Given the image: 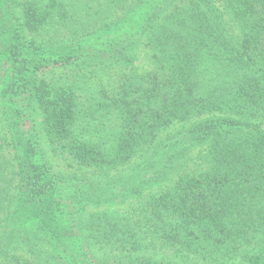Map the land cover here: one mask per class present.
I'll return each instance as SVG.
<instances>
[{
    "label": "trees",
    "instance_id": "1",
    "mask_svg": "<svg viewBox=\"0 0 264 264\" xmlns=\"http://www.w3.org/2000/svg\"><path fill=\"white\" fill-rule=\"evenodd\" d=\"M152 1L23 0L25 32L0 0V264L36 262L9 247L46 264V248L70 264H264V0ZM60 53L86 56L78 83L23 64ZM42 134L99 179L51 166ZM113 182L134 212L158 192L134 219L85 189Z\"/></svg>",
    "mask_w": 264,
    "mask_h": 264
},
{
    "label": "rangeland",
    "instance_id": "2",
    "mask_svg": "<svg viewBox=\"0 0 264 264\" xmlns=\"http://www.w3.org/2000/svg\"><path fill=\"white\" fill-rule=\"evenodd\" d=\"M16 1L18 3L17 22H18V24L23 26L22 31L24 30L25 32H28L26 30V28L24 27V25L26 23L25 18L23 16L24 2H23V0H16ZM163 1L164 0H154V1H152V3H153V6H157L158 4H161ZM105 2H107V1H105ZM138 18H140V17L138 16ZM100 44H97V45H100ZM97 45L95 43H93L92 44V48L91 47H87L86 48L87 51L85 50V53L87 52L86 54L92 55L93 53H95L93 51V48H95V50H96L97 49ZM34 53H35V56H37L36 52H34ZM28 56L30 58H32L33 54L31 53ZM49 57L52 58V59H55V60H59L61 63L60 64L59 63H52V62H50V61H48L46 59L42 60V59L39 58L38 60L36 59V63H35L36 65L31 64V62H26L27 60H25L23 62V64H24V66L26 68L30 69L31 71H34V70L37 69L38 71L43 72L44 76L41 75L38 78L43 77V80L46 79V80L50 81L53 84V86L57 87V89H61V88H58V87H61L63 85L69 86V85H71L73 83H78L79 82V80H75L76 75H74V74H76V73L71 72V71H74L73 69L78 70V68L80 67L79 66V62H81L80 58L86 59V56L80 57V58H75V56H73L71 59H68V57L65 54L60 53L59 55L58 54H52V56H49ZM19 59H21V58H19ZM137 63L140 64L139 67H142L141 66L142 57L140 56V53L138 54V62ZM19 65L21 66L20 61H19ZM118 67L119 66H115V65L112 66L111 64H109V66L106 68V71L114 68V70H113L114 73L118 74V71L120 70ZM140 73H142V72L140 71ZM102 74L98 73L97 76H92V79H91L92 83H93L92 85L95 88L101 86V79H100L101 77H99V76L102 75ZM24 79H26V78H24ZM56 87H53V88L56 89ZM96 89H98V88H96ZM19 91L22 92V89H20ZM27 130H30V126L25 125V127L23 129H21V132L18 133V134L22 135L24 138H28L29 135H27ZM95 133H97V131H95V132L91 131L92 135H94ZM98 136L99 135H97L95 139H97ZM91 137L93 138L94 136H91ZM42 138L43 139H42L41 146H42L43 151L45 152L44 154L49 156V159L51 161V163H50L51 166H53L54 168H56L58 171H60L63 174L64 173L65 174L73 173V174L79 175L80 177L87 178V176H89L90 178H93V180L99 179V174L100 173L97 170L95 171V175H94L93 174V170L86 169V168H80L78 165H76L72 161H70L68 159L69 157L67 155L61 156L62 152H58L57 154H55V152L52 151V147L53 146H52L51 142L48 140V138L44 134H42ZM6 158H7V160H10V156L9 155H6ZM134 171L135 170L132 171L131 168H130L128 172H131L133 174ZM116 172L117 171L111 173V178H113L116 175ZM126 178H128V176L125 177V179ZM114 183L115 182H113L108 187L107 192L105 191V189L102 188V185H100V184L99 185L95 184L93 186L86 187L85 189H90L92 192L96 191V193H101V192H105L107 194L108 193L109 194L113 193V196H114L113 200L114 201L110 202V203H106V204H104V206H101V207L105 208L108 212H111V213L118 211L120 214H125V215L133 214L134 215V219H139L140 218V212L143 209V205L148 202V200H149L151 195H153V194L158 192V189L155 188V187H149L146 190H144L145 189L144 188L143 189L144 190V194H143V191H142L140 197L138 198L139 200H142V204L139 205V207H137L138 210L136 208L137 212H134V209H132V208L128 209V205L129 204L127 202L129 200H127L124 204H117V203H120V201L123 202L122 201L123 199L120 200L118 198V195L123 190V189L119 188V186H127V185L116 183L117 185L115 186V185H113ZM128 183H130V182H128ZM108 184H110V183L105 182L106 186H108ZM78 186H81V185H78ZM34 223H35V221H34ZM68 236L69 237H67V238L74 237L75 234L70 233ZM79 239H76L75 242L79 243V241H78ZM43 241L48 242L47 239H44ZM11 244H16V243L15 242H10L9 245H11ZM158 245H159V242H158ZM46 249L48 251L47 255L50 256V260H51L50 264H70V262L68 260L59 259L57 253H55L53 250H51L49 248H46ZM9 250H11L10 252L12 254H14V255L22 254L23 256L26 257V258L23 257L25 260H27V259L29 260L30 257L35 259L36 262H32L33 264H46L44 259H43V262H42L40 260V257L36 256L33 253H26V251L22 250V249L14 250L13 247H9ZM162 251H164V250H162ZM79 252H81V251H79ZM159 252H161V251H159ZM159 255H166V257L170 256L169 252H166L165 254H159Z\"/></svg>",
    "mask_w": 264,
    "mask_h": 264
}]
</instances>
